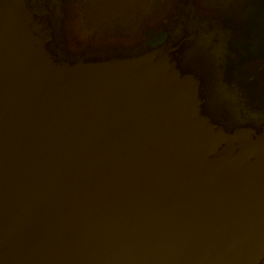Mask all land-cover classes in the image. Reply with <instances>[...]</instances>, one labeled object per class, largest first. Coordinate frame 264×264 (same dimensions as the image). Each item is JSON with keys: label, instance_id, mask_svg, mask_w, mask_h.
<instances>
[{"label": "water", "instance_id": "obj_1", "mask_svg": "<svg viewBox=\"0 0 264 264\" xmlns=\"http://www.w3.org/2000/svg\"><path fill=\"white\" fill-rule=\"evenodd\" d=\"M59 39L0 0V264H264V118L221 87L211 35Z\"/></svg>", "mask_w": 264, "mask_h": 264}, {"label": "flooded vegetation", "instance_id": "obj_2", "mask_svg": "<svg viewBox=\"0 0 264 264\" xmlns=\"http://www.w3.org/2000/svg\"><path fill=\"white\" fill-rule=\"evenodd\" d=\"M26 1L30 11L38 15L47 14L56 22L60 32L59 51L66 58H75L82 54L130 53L179 26L187 27L195 35L209 33L218 43L217 49L225 58L221 87L230 92L246 118H264L262 6L261 13L254 7L253 10L248 9V16L244 17L237 9L228 12L229 7H206L201 0H166L150 17L143 18L131 31H117L110 40L107 35L96 36L92 44H86V39L80 35L74 39L70 34L75 22L73 5L81 0ZM254 12L260 17L254 15ZM244 19H250L254 23L261 22V26L257 24L248 29L249 23Z\"/></svg>", "mask_w": 264, "mask_h": 264}, {"label": "rangeland", "instance_id": "obj_3", "mask_svg": "<svg viewBox=\"0 0 264 264\" xmlns=\"http://www.w3.org/2000/svg\"><path fill=\"white\" fill-rule=\"evenodd\" d=\"M166 0H81L73 5L75 22L70 31L71 38L80 35L86 39V44H92L96 36L107 35L110 38L121 31H131L143 18L150 17ZM206 7H229V11L241 12L242 16H248V9L255 7L261 13L260 7H264V0H201ZM242 6V7H240ZM241 9H240V8ZM247 12V13H245ZM256 13V12H254ZM258 13L254 14L259 16ZM71 19V18H70ZM73 20V18L71 19ZM253 26H261V22L244 19ZM127 33V32H126ZM78 45V44H77ZM77 48V46H74ZM79 48V47H78ZM262 99V97H261Z\"/></svg>", "mask_w": 264, "mask_h": 264}]
</instances>
